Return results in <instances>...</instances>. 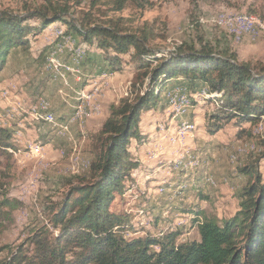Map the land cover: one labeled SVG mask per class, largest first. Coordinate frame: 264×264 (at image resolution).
I'll return each mask as SVG.
<instances>
[{
    "label": "rangeland",
    "instance_id": "1",
    "mask_svg": "<svg viewBox=\"0 0 264 264\" xmlns=\"http://www.w3.org/2000/svg\"><path fill=\"white\" fill-rule=\"evenodd\" d=\"M49 1H67L77 20L91 13L96 22L119 19L131 29L153 31L150 47L159 55L184 44L197 50L212 46L217 52L236 54L241 61L264 60V0H149L145 8L127 1L120 9L116 0H0V11L19 13ZM29 23L37 25L36 21ZM65 31L66 26L57 23L42 33L28 34L30 44L12 49L0 72V201L8 198L16 202L15 206L3 208L9 216L1 217L5 220L0 224V247L25 244L35 228L52 229L50 207L61 201L78 177L89 173L96 149L94 141L110 106L132 95L130 54L121 55L122 71L105 70L108 66L103 64V54L95 47V40L90 43L74 32L65 35ZM80 48L84 49V57L79 63L76 58ZM48 61L60 65L65 76L55 77ZM56 97L65 106L56 104ZM43 99L48 112L57 119L48 121L40 115L38 107ZM209 102L193 101L186 108L189 111L175 116L165 92L156 108L142 113L141 138L135 137L132 142L135 147L137 140H142L141 145L152 142L151 148L156 150L148 158L157 161L153 166L142 164L140 169L151 171L166 164V172L177 174L178 179L169 178L167 184L151 186L150 180L142 177L137 181L139 168L130 172L133 180L115 191L112 203L115 210L129 214L131 228L126 236H162L161 233L180 231L178 241L197 239L198 228L196 223L193 228L192 218L195 210L202 209L209 216L217 215L219 209L224 211L228 200H223L222 190H230L231 182L241 189L246 183L241 166L256 163L264 173V118L245 124L243 131L234 121L224 120L215 131L209 117L216 107L215 100ZM80 105L91 114L74 118ZM184 122L193 123L194 128L180 134ZM172 138L176 144H170ZM131 150L140 159L135 149ZM146 151L142 149L145 154ZM177 159L189 161L190 166L184 168L182 163L176 167ZM193 159L196 161L191 162ZM219 163L240 166L234 168L233 174L226 171L218 177L213 170ZM203 188L208 189L204 192L207 199L201 197ZM170 194L182 199V208L173 202L165 207ZM187 219L192 223L186 225Z\"/></svg>",
    "mask_w": 264,
    "mask_h": 264
},
{
    "label": "trees",
    "instance_id": "2",
    "mask_svg": "<svg viewBox=\"0 0 264 264\" xmlns=\"http://www.w3.org/2000/svg\"><path fill=\"white\" fill-rule=\"evenodd\" d=\"M127 1L138 8L150 2L116 0L117 8ZM71 10L67 1H49L19 13L0 11V72L12 49L30 44L28 34L64 24L65 35L74 32L90 43L95 40L108 66L105 70L122 71L121 55L130 54L132 95L110 106L94 141L89 173L78 177L61 201L50 207L52 229L35 228L26 243L16 248L1 246L0 264H264V173L256 163L240 167L247 180L233 216H204L201 221L195 217L198 239L178 241L180 231L126 236L131 228L129 214L115 210L112 204L115 191L133 180L130 172L140 166L131 147L135 137L141 138L144 111L156 108L165 92L169 100L176 86L191 94L208 87L216 98L197 99L198 91L191 96L192 103L217 100L209 114L214 130L231 120L243 131L245 124L264 118V60L241 61L236 54L217 52L212 46L197 50L184 44L159 55L150 47L153 31L131 29L119 19L96 22L91 13L77 20ZM15 205L8 198L0 201L1 225L5 220L1 217L9 216L3 208Z\"/></svg>",
    "mask_w": 264,
    "mask_h": 264
},
{
    "label": "crops",
    "instance_id": "3",
    "mask_svg": "<svg viewBox=\"0 0 264 264\" xmlns=\"http://www.w3.org/2000/svg\"><path fill=\"white\" fill-rule=\"evenodd\" d=\"M65 57V56H64ZM67 57V55H66ZM103 60V59H102ZM103 64H104V61H103ZM76 80V79H75ZM71 82L73 83V78H71ZM75 82V81H74ZM57 99H59L58 97L55 98V103L56 104H61V106H65L62 99L58 100V103H57ZM60 107V106H59ZM65 109V107H63ZM107 116H105L106 118ZM104 118V119H105ZM103 119V120H104ZM178 121H180V119H177ZM142 122V120H141ZM141 125V123H140ZM143 127V126H142ZM142 127H140L142 129ZM142 141V140H141ZM139 140L135 141V144H136V147L133 145V142H132V147L131 149H135V152H137L138 154V157L140 158L139 161H140V166L138 167L139 169H137L136 171L138 172L137 175L140 176V178L137 180L138 182H140L141 180V177L142 179L144 180H150L149 184L151 186H160L162 183H165L167 184V181L169 180V178H172V180L175 178V179H178V175L177 174H173V175H170L166 172V170L168 168H165V167H168V165L166 164H163L161 166H157L155 167L153 170H148V169H145V170H142L140 169L142 164H144L145 166H153L155 163V161H157L156 159L154 158H148L150 156V154H153L154 153V150H156L155 148H151V145H152V142H145V143H142L143 145L140 144ZM157 142V140H156ZM155 144V143H154ZM140 147H142L143 150H147L146 151V154L145 152H142V149H140ZM151 148V149H150ZM153 150V151H152ZM149 152V153H148ZM145 154V155H144ZM168 159V158H167ZM166 159V160H167ZM216 166V168L213 170L214 171V174L221 176V175H224L226 174V171L227 173L229 174H233V171H234V168L240 166V164H235V165H230V166H225L223 163H219L218 165H214ZM223 166H225L224 168H222ZM149 168V167H148ZM151 169V168H150ZM140 170V172H139ZM237 173H238V170H237ZM236 173V174H237ZM186 174H183V178L185 179ZM242 176V174L240 175ZM180 177H182V175H180ZM235 179L233 178L232 181H234ZM237 180V178H236ZM187 183L190 182V180L186 181ZM171 184V182L169 183ZM231 188L230 190L227 189L226 187L222 190L223 192V200H228V205L226 206V209L224 211H221L219 209V212H217V215L215 214H212V216H209L208 213L206 211H203L202 209H197L194 211V213L192 214V218H193V228H196L195 226V223L197 224L199 221H201V219L206 216V217H218L219 219H224V218H229L231 216H233L235 214V212L237 211V205H239L237 202H238V198H237V193L241 190V188H237L236 186H234V184L231 182ZM169 189V188H168ZM170 189H173L172 186H170ZM232 189V191H231ZM204 192H208V189H204L203 188V191H201V197L204 198V199H207V197L204 195L205 193ZM237 192V193H236ZM158 193V192H157ZM176 194V193H175ZM235 194V195H234ZM158 195V194H157ZM235 197H234V196ZM153 197V196H152ZM178 196L174 195V194H170V197L168 196V198L166 199V202H167V205L165 207H168L169 205H171V203L173 205H177L179 206V208H182V204L180 202H183L181 201L182 199H177ZM181 211H184V210H181ZM192 213V212H191ZM179 214V212H178ZM184 215V214H183ZM186 216V215H185ZM195 217H198L199 221L195 222ZM180 220V219H179ZM189 222H191V220H188L187 219V222H186V225H189ZM185 225V226H186ZM185 226H182V227H185ZM191 226V225H190ZM184 236V234H183ZM198 238H199V232H198ZM197 238V239H198Z\"/></svg>",
    "mask_w": 264,
    "mask_h": 264
},
{
    "label": "bare ground",
    "instance_id": "4",
    "mask_svg": "<svg viewBox=\"0 0 264 264\" xmlns=\"http://www.w3.org/2000/svg\"><path fill=\"white\" fill-rule=\"evenodd\" d=\"M242 18V17H241ZM244 18V17H243ZM255 19V18H254ZM245 22V21H244ZM248 24V23H247ZM243 28V27H242ZM59 35V34H58ZM61 35V34H60ZM64 35V34H63ZM54 36V35H53ZM57 37V36H56ZM70 40V39H69ZM73 41V40H72ZM58 44V43H57ZM56 44V45H57ZM60 44V43H59ZM61 45V44H60ZM71 46V45H70ZM76 46H78V45H76ZM68 47V46H67ZM54 50H56V49H54ZM74 50V49H73ZM72 50V51H73ZM71 51V52H72ZM77 51V50H76ZM54 52V51H53ZM53 52L51 53V55L53 54ZM74 52V51H73ZM83 53H84V49H82V48H80V52L78 53V56H77V58H76V60H77V62H79L80 63V61H81V57H82V55H83ZM50 55V56H51ZM49 60V59H48ZM53 60V59H52ZM59 62V61H58ZM54 63V62H53ZM52 63H50V61H48V66L51 68V69H53V71H54V75H55V77H57V76H61V71H60V69H59V66L60 65H55V64H53V65H51ZM67 68V70H69V71H72V69L71 68H69L68 66L66 67ZM74 69V68H73ZM107 74V73H106ZM115 74V73H114ZM63 76H64V74H63ZM114 76V75H113ZM100 77V76H99ZM102 77H104V76H102ZM104 79V78H103ZM109 80H110V78H109ZM105 84V83H104ZM108 84H110V81H108ZM104 87H106V86H104ZM108 87V86H107ZM83 89V88H82ZM96 91V90H95ZM173 91V97H172V99H171V92ZM90 93V92H89ZM188 93H190L188 90H187V88H185V87H181V86H176V87H174L171 91H170V96H169V102H170V107H171V109H172V112H174L173 114H175V116L177 115V116H181L185 111H181V110H186V108L189 106V105H191L192 104V97L190 96V97H187V95H188ZM82 94V93H81ZM93 95V94H92ZM204 97H212V98H216L215 97V94L210 90V89H202V90H200L199 91V93L197 94V96H196V98L197 99H201V98H204ZM83 98V97H82ZM95 98V97H94ZM171 99V100H170ZM85 100V99H84ZM41 103V105H39V107L38 108H40V110H39V112L41 113L40 115L41 116H43V117H45L46 119H48V120H51V121H53V120H55V119H57V118H55V116H54V114H52V113H50V112H48L49 111V107H47V105H46V101H44V99L40 102ZM82 103V102H81ZM34 104H35V102H34ZM91 104V103H90ZM37 105V104H36ZM49 105V104H48ZM86 105V104H85ZM215 105L217 106L218 105V102H217V100H215ZM90 106V105H89ZM37 108V109H38ZM86 108V107H85ZM84 107H82L81 105L79 106V111H78V113L74 116V118H77L79 115H85V116H87V115H89V114H91V113H89V111H87L86 109H85ZM90 109V108H89ZM94 109V108H93ZM11 112V111H10ZM53 112V111H52ZM93 112V111H92ZM171 112V113H172ZM54 113V112H53ZM75 113V112H74ZM9 114V113H8ZM96 114H97V112H96ZM91 117V116H90ZM17 118V117H16ZM79 118V117H78ZM82 118V117H81ZM18 119V118H17ZM84 119V118H83ZM182 122V121H181ZM1 124V123H0ZM11 127V126H10ZM164 127V126H163ZM260 126H258V128H259ZM192 128H194V125H193V123H188V122H184V123H182V126H181V128H180V133H183V132H185L186 130L187 131H189V130H191ZM23 129V128H22ZM23 131V130H22ZM14 132V131H13ZM12 132V133H13ZM15 133V132H14ZM21 133V132H20ZM27 133V132H26ZM256 133V132H255ZM264 133V132H263ZM260 134H262V133H260ZM26 137V136H25ZM260 137V136H259ZM262 137V136H261ZM263 140H264V137H263ZM170 144H176V142H175V139L174 138H172L171 139V141H170ZM243 147V146H242ZM184 151V150H183ZM32 152V151H31ZM241 152V151H240ZM152 155V154H151ZM180 156V155H179ZM178 156V157H179ZM180 158V157H179ZM177 163L175 164L176 165V167L178 166V165H181L182 163H183V161L182 160H180V159H177V161H176ZM183 165V167L184 168H188L189 166H190V163H189V161L187 162V163H183L182 164ZM160 193L162 194V190L160 191ZM185 221V220H184ZM184 221H182V222H184ZM182 222L180 221V223H179V221H178V224H182ZM176 224V223H175ZM175 228V227H174ZM177 228V227H176ZM178 229V228H177ZM169 230V229H168Z\"/></svg>",
    "mask_w": 264,
    "mask_h": 264
},
{
    "label": "built area",
    "instance_id": "5",
    "mask_svg": "<svg viewBox=\"0 0 264 264\" xmlns=\"http://www.w3.org/2000/svg\"><path fill=\"white\" fill-rule=\"evenodd\" d=\"M190 96H195L194 94H191V93H188V95H187V97H190ZM172 97H173V91L171 92V99H172ZM170 99V100H171ZM181 111H189V110H181ZM187 131V130H186ZM185 131V132H186ZM185 132H183V133H180V134H184ZM193 161H196V159H193V160H191V162H193ZM161 194V193H160ZM180 223V222H179Z\"/></svg>",
    "mask_w": 264,
    "mask_h": 264
}]
</instances>
